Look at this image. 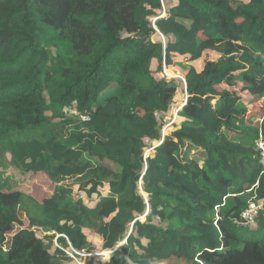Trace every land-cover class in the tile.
<instances>
[{"label":"trees","instance_id":"16d2710c","mask_svg":"<svg viewBox=\"0 0 264 264\" xmlns=\"http://www.w3.org/2000/svg\"><path fill=\"white\" fill-rule=\"evenodd\" d=\"M253 81L264 0H0V264H65L86 230L91 264H264V213L234 221L264 200Z\"/></svg>","mask_w":264,"mask_h":264},{"label":"rangeland","instance_id":"374dc122","mask_svg":"<svg viewBox=\"0 0 264 264\" xmlns=\"http://www.w3.org/2000/svg\"><path fill=\"white\" fill-rule=\"evenodd\" d=\"M163 7H164V4H163ZM162 12H164V8H163ZM206 60L210 63L213 62L210 57H206ZM198 64L199 63H196V65H198ZM155 68H156V66H155V64H153L152 65V71L155 70ZM167 70L170 73V74H168V75H170V78L177 79L178 83L180 81H182V78H183L182 74L184 71L179 65L174 64L171 67V69H167ZM161 72H162V69H161ZM163 73H164V71H163ZM250 84L252 85V89L244 88L242 84H238L237 89L239 90V93L243 96L244 100L248 101L250 99V104L248 106V119L252 123H256L257 120L260 118L261 114L263 113V110H264V90H263L262 85L254 82V81L251 82ZM217 89L219 90V88H217ZM207 92H212V90H209ZM182 101H183V98H181V96H179L177 98V100L175 101V103L163 115V118L159 116L160 120H165V121L171 120L175 114L176 109L183 103ZM166 126L167 125H165L163 127V129H162L163 131L166 129ZM0 164H6V165L10 164L9 157H0ZM1 168H2V166L0 165V169ZM11 176H12V178H15V179H13L12 185L20 183V187L22 189H27L30 187L31 178H28V176H26V175H19L16 173L14 175H11L10 173L8 175V173H5L4 178H5L6 183H8L9 179H11ZM102 191H105V189H102ZM93 198H95V196H93ZM83 200L86 204H90V202L93 201V199L89 200L84 195H83ZM21 218H22V215H21ZM24 220L28 223V221L25 217H24ZM26 222H24V223H26ZM24 223L21 221V226L24 227V225H23ZM21 226H14L12 229L13 231L10 234H8V233L6 234L7 238L10 239L12 234L15 233L18 230V228ZM26 227H28L27 224H26ZM251 227H253V226H251ZM242 229H245V227ZM35 230L38 232L39 236H43L46 233H50L46 229L35 228ZM85 233H86L89 245H90L87 252H89L90 254H92V256H95V257H97V254H99V253L103 254L104 257H107L108 252H107V250L102 249V243H101V240L98 238V236L89 230H86ZM8 244L9 243L7 241L5 243V245L8 246ZM101 254H99V255H101ZM71 258H72V260L67 261L65 264H77L75 259L73 257H71ZM90 258L91 257H86V259H85V257H83L82 259H79V258H76V259H78L82 263H84V262L91 263ZM178 261H179V258L173 257V258H170V259H167L164 261H159L156 264H181V262L179 263Z\"/></svg>","mask_w":264,"mask_h":264},{"label":"built area","instance_id":"2783aa9c","mask_svg":"<svg viewBox=\"0 0 264 264\" xmlns=\"http://www.w3.org/2000/svg\"><path fill=\"white\" fill-rule=\"evenodd\" d=\"M163 71H164L163 74L166 77H170V75H168L170 73L167 70V68L163 67L162 72ZM257 146L261 150L262 159L264 160V139H263L261 134H260V137L257 140ZM260 211L264 213V200L263 199H259L256 196H253L252 198H250L247 201L246 207L240 212L239 217H237V219H235L234 221L237 224H242V225L253 224ZM68 246H69V248L71 249L72 252L71 251H66V252L69 254V256H71V257H73L75 259L77 264H91V263H88V262L82 263L81 261H79L78 259H76L74 257V254H78L80 256H92V254L75 251L70 246L69 242H68ZM99 254H101V253H99ZM99 254H97V255H99ZM101 255H103V254H101Z\"/></svg>","mask_w":264,"mask_h":264},{"label":"clouds","instance_id":"9594fccd","mask_svg":"<svg viewBox=\"0 0 264 264\" xmlns=\"http://www.w3.org/2000/svg\"><path fill=\"white\" fill-rule=\"evenodd\" d=\"M182 80H183V78H182ZM183 104V103H182ZM182 104L176 109V111H175V114H174V116H173V119L175 118V116H176V114L178 113V111L181 109V107H182ZM178 110V111H177ZM147 155V154H146ZM109 250H107V252H108ZM107 256H108V253H107Z\"/></svg>","mask_w":264,"mask_h":264},{"label":"water","instance_id":"95a60500","mask_svg":"<svg viewBox=\"0 0 264 264\" xmlns=\"http://www.w3.org/2000/svg\"><path fill=\"white\" fill-rule=\"evenodd\" d=\"M153 21H155V19H154ZM177 111H178V110H177ZM121 243H122V242H121ZM121 243L117 244V246H116L115 248L119 247V246L121 245ZM112 251H113V250H109V251H108V256L112 253Z\"/></svg>","mask_w":264,"mask_h":264}]
</instances>
